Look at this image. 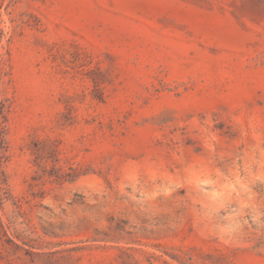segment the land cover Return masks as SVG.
Here are the masks:
<instances>
[{
	"label": "rangeland",
	"instance_id": "1",
	"mask_svg": "<svg viewBox=\"0 0 264 264\" xmlns=\"http://www.w3.org/2000/svg\"><path fill=\"white\" fill-rule=\"evenodd\" d=\"M0 264H264V0H0Z\"/></svg>",
	"mask_w": 264,
	"mask_h": 264
}]
</instances>
